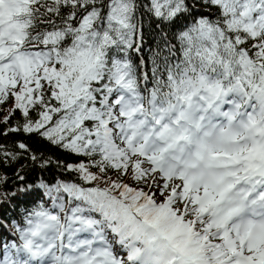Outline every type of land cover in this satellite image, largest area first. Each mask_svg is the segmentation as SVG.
Segmentation results:
<instances>
[{"label":"snow or ice","instance_id":"6c2138e0","mask_svg":"<svg viewBox=\"0 0 264 264\" xmlns=\"http://www.w3.org/2000/svg\"><path fill=\"white\" fill-rule=\"evenodd\" d=\"M0 264H264V0H0Z\"/></svg>","mask_w":264,"mask_h":264},{"label":"trees","instance_id":"16d2710c","mask_svg":"<svg viewBox=\"0 0 264 264\" xmlns=\"http://www.w3.org/2000/svg\"><path fill=\"white\" fill-rule=\"evenodd\" d=\"M41 151L43 150L41 149ZM6 171L9 176H12L14 169L8 168L6 169ZM26 175H27V182L33 183V184L38 183L41 179L54 182L56 179H60V178L68 179L69 178L66 174L60 172L59 169H56L54 165L49 167L47 170L40 169L38 165L34 167H30ZM8 188L11 191H15V187H13L11 182L9 183ZM34 198H36L35 193H33L29 197L17 196L14 199H12L11 202L6 201L5 206L2 210L4 213V216L5 217L14 216L16 219H19L20 210L24 207H31L30 200Z\"/></svg>","mask_w":264,"mask_h":264}]
</instances>
